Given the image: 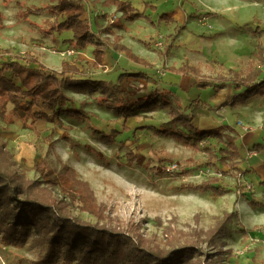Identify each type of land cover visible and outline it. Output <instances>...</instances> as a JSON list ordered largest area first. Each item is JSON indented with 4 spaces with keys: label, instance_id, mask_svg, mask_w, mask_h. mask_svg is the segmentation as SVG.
<instances>
[{
    "label": "rangeland",
    "instance_id": "1",
    "mask_svg": "<svg viewBox=\"0 0 264 264\" xmlns=\"http://www.w3.org/2000/svg\"><path fill=\"white\" fill-rule=\"evenodd\" d=\"M102 1L87 2V16L94 13L93 7L97 4L110 7L103 5ZM127 1L149 19H121L125 28L123 36L135 43L133 50L127 43L122 44L133 54L148 60L153 67L136 63L120 53L118 65L121 69L111 73L99 69L96 78L108 83L117 82L125 71L146 73L153 86L145 87V80L139 82L143 79L134 77L122 80L129 100H134L144 93H156L161 88L160 77L166 71L163 82L178 85H172L174 92L165 94V98L173 107L186 108L190 104L191 109L197 106L194 115L200 129L205 128L203 124L211 128L228 125L231 130L241 124L247 126L246 131L261 130V123L264 127L263 97L258 96L257 101L252 99L254 97L238 101L239 91L231 87L216 93L210 88L207 96L202 93L200 97L198 91L201 90L197 87L188 91L180 87L194 83L193 78L165 69L186 64L200 66L205 75L212 73L210 67L218 68L219 65L225 71H243L258 43L264 46V0H168L167 3L156 0L157 4L150 0ZM56 2L0 0V49L33 54L45 67L49 66V70H53L50 66L61 64L63 56L73 60L74 54L65 53L70 47V31L56 30L47 34L41 29L46 21L55 17L46 6ZM30 5L45 7L39 14L16 16L18 10ZM176 5L185 13L184 21H175L174 17L169 21L160 18L166 11H175ZM113 8L112 12L94 15L89 21L93 23L97 17L98 27L99 20L102 27L110 24L111 18L120 16V12ZM92 30L94 33L98 31L94 24ZM88 47L92 49L90 44L85 49ZM8 59L10 55L6 54L0 58V63ZM82 67L84 71L91 69L88 64ZM261 70L264 73V65ZM5 75L11 78L10 73ZM91 90L92 87L67 90L83 94L76 96V102L65 92L71 100L64 109L79 111L74 114L60 111L52 121L29 117H18L10 124L0 121V138L14 168L30 179L40 180L45 163L58 168L59 161H62L90 184L111 222L120 228L135 227L144 238L161 246L165 245L166 234L174 241H195L203 252L205 264H264V189L260 185V181L264 182V150L249 157L246 154L249 148H244L240 150V157L233 145L225 141L218 143L212 137L198 141V149L194 150L190 146L193 138L185 142L156 131L165 128L172 132H188L180 124L170 122L169 108L163 105L160 97L156 99L155 107L136 108L134 116L124 119L114 109L99 105L100 91ZM195 99L198 105L193 101ZM250 104L259 107L257 113L252 110L247 114ZM10 108L8 104L9 113ZM239 108H246L245 117L238 113ZM33 109L38 110L37 107ZM205 146L237 151L240 173L234 176L219 164H209L203 152ZM210 178H214L213 186L229 191L213 197L210 191L200 193L181 188L183 184ZM52 189L58 198L62 196L57 187ZM248 202H257V205L251 206ZM225 212L231 213L225 232L208 240L205 232L212 229ZM71 213L76 218L96 222L94 216L79 210L78 202L71 205ZM32 231L30 227L22 245L17 246L5 243L0 230V264H31L37 258L40 245L36 242L37 233ZM62 258L60 249L51 264H62Z\"/></svg>",
    "mask_w": 264,
    "mask_h": 264
},
{
    "label": "trees",
    "instance_id": "2",
    "mask_svg": "<svg viewBox=\"0 0 264 264\" xmlns=\"http://www.w3.org/2000/svg\"><path fill=\"white\" fill-rule=\"evenodd\" d=\"M90 1L95 3L97 0H57L55 4L46 6L48 12L55 17L46 21L45 26L41 27L42 31L47 34L56 30L70 31L72 37L68 42L70 47L76 50L92 45L93 59L91 62H86L91 68L103 67L102 58L108 47L136 63L153 67L148 60L133 54L130 48L122 44L121 36L115 34L109 26L99 29L97 17L94 18L93 23L85 17V4ZM102 4L114 6L115 10L120 12V16L110 22L112 26L122 27L121 19L148 18L127 0H103ZM44 7V5H30L24 10H18L16 16L26 17L27 13L39 14ZM152 7L156 8V6ZM174 15L175 11H166L160 18L165 21L174 20ZM92 24L98 31L111 34L112 38L96 36ZM257 28L258 26L256 30ZM6 54L10 55V59L0 63V121L6 124L12 123L18 117L52 121L60 111L71 114L79 112L73 108L64 109L71 100L65 91H80L92 87V92L100 91L99 105L114 109L124 119L134 116L136 108L154 107L158 103L156 99L160 97L163 105L169 108L170 122L180 124L188 132L183 130L172 132L165 128L156 131L185 142L193 138L190 146L194 150L198 149V141L201 139L212 137L220 143L224 140L221 130L223 128L230 130L228 125L204 129L196 127L192 120L197 106L191 109L190 104L186 108L171 106L163 99L165 94L170 93L168 90L162 89L157 94L151 93L134 100L127 99L126 92L121 89L122 80L125 77L147 80L146 73H122L115 84H108L102 79L82 77V70L67 60L61 61L60 70H49L33 54L0 49V58ZM263 65L264 46L258 43L243 71L233 69L225 71L219 65L218 68L210 67L212 73L205 75L200 66L186 64L177 67L168 66L165 69L194 78V85L198 89L212 88L218 92L231 87L239 91L237 100L244 102L253 96H261L264 99V77H261ZM6 73H10L11 78L5 75ZM13 79L17 81L14 82ZM193 101L198 105V100ZM8 104L11 105V113ZM34 107L38 110H34ZM187 109H190L189 113L186 112ZM47 111L53 115L50 116ZM50 138L51 135L46 139ZM262 150L264 146L257 143L249 147L248 152L259 153ZM203 152L209 164L213 166L219 164L234 176L240 173L237 167L239 163L237 151L226 147L216 149L205 146ZM9 157L5 143L0 138L1 237L5 243L11 242L20 246L31 227L32 232L37 233L36 242L40 245L38 256L31 264H51L60 249L63 256L62 264H205V257L202 258L203 252L195 241H174L173 237L166 234L165 245L161 246L149 238H144L135 227L124 230L113 224L102 204L97 201L90 184L66 163L59 161L58 168L45 163L40 171V180H34L26 177L23 172H18ZM213 182L214 178H210L199 183L183 184L181 188L200 193L210 191L213 197L229 191L226 188L213 186ZM260 185L264 189L263 181H260ZM53 187L59 189L61 197L58 198L53 193ZM74 202H78L80 211L94 216L96 222L73 216L71 205ZM248 204L256 206L257 202H248ZM230 217L231 213L225 212L222 219L205 232L208 240L225 232V224Z\"/></svg>",
    "mask_w": 264,
    "mask_h": 264
},
{
    "label": "crops",
    "instance_id": "3",
    "mask_svg": "<svg viewBox=\"0 0 264 264\" xmlns=\"http://www.w3.org/2000/svg\"><path fill=\"white\" fill-rule=\"evenodd\" d=\"M150 1H152L154 4H157L158 2L156 1V0H150ZM163 2L164 3H167L168 2V0H163ZM179 5H176L175 6V15H174V19H175V21H184L186 18H185V13L182 11V10H180L179 9V7H178ZM113 6H110L109 8H106V7H102V6H100V5H95V7H93V11H94V13L93 14H91L90 16H87V14H85V17L88 19V20H91V18L94 16V15H99V14H103V12H112L113 11ZM114 18V17H113ZM113 18H111L110 19V21L113 19ZM110 21H109V23H110ZM101 20H99L98 21V25H99V29L100 28H103L102 26H101ZM123 24V23H122ZM106 26H109L112 30H113V32L115 33V34H117V35H120V34H122V35H120V36H122V40H121V42H123V43H127V45L128 46H130L131 47V49L133 50V48H132V46H133V43H134V40H132V39H130V38H125L124 36H123V34L125 33V31L123 30V29H125L124 28V26H123V28H121V27H116V26H112L111 24H108L107 23V25ZM101 34H99V31H97L96 33H95V35L96 36H99V38H103V35H104V33L105 32H100ZM106 35L105 36H107V37H110V39L112 38V35L111 34H108V33H105ZM129 42H128V41ZM135 44V43H134ZM68 49H70V50H73L74 51V56H75V58H73V60L72 59H70V57L69 58H66V57H64L63 56V59L62 60H67L68 62H70V63H74L78 68H79V70H82V73H81V75H82V77H88V76H90L91 78H94V79H98V78H96V73L99 71V69H101V72H103V73H111L112 71H114V70H120L121 68L119 67V65H118V60H119V57L121 56L120 55V53H118V52H116V51H114L112 48H110V47H108L106 50H105V54H104V56H103V58H102V66L103 67H99V68H91V69H89V67H85L86 68V70L87 69H89L88 71H84V68L82 67L83 66V64L86 66V62L87 61H92V57H91V54H90V52L93 50V46H92V49L90 48V47H88L87 49H85V50H76V49H73V48H71V47H69V48H67L66 50H68ZM70 56V55H69ZM62 58V57H61ZM77 58V59H76ZM47 65V64H46ZM60 65L61 64H59V65H57V66H50V69H53V70H60ZM48 66V65H47ZM49 67V66H48ZM124 70H126V69H124ZM142 72V71H141ZM123 73H138V72H129V71H125V72H123ZM122 74V73H121ZM166 74H167V72L165 71V72H163L162 73V75H161V81L162 82H160V84H161V88L159 89V90H156V93H158L159 91H161L162 89H164V90H169V92H174L173 90H172V85H176L177 83L176 82H172V84L171 83H169V84H166V83H164L163 82V79H164V77L166 76ZM183 76V75H182ZM182 76H181V78H182ZM261 76H264V73L262 72V75ZM185 78H186V76H184ZM187 77H190V76H187ZM177 78H179V77H177ZM192 78V77H191ZM194 79V78H193ZM124 81V80H123ZM123 81L121 82V89H123L125 92H126V87L123 85ZM142 81H144V80H139V82H142ZM145 82V87H148V86H153L154 84H152L151 82H150V80H149V77L147 78V80H145L144 81ZM109 84H115L116 83V81H112V82H108ZM194 83H195V79H194ZM194 83H192V84H190V85H186V86H182V85H180V87L181 88H183L185 91H188L189 90V88H191V87H195V85H194ZM178 85V84H177ZM201 91H198L199 93H198V95H200V97H202V93H205L206 94V96L210 93L209 91H210V88H206V89H200ZM67 94H69V95H71L73 98H74V100H75V102H76V100H77V98H76V96H82L83 94L82 93H80V92H76V91H65ZM148 93V92H147ZM152 93V91L151 92H149L148 94H151ZM197 93V92H196ZM216 93V92H215ZM145 94V93H144ZM144 94H142L141 96H143ZM147 94V95H148ZM141 96H139V97H141ZM145 96V95H144ZM136 97V96H135ZM196 97H197V95H196ZM254 98H252V99H254V100H256L257 101V99L256 98H259L258 96H253ZM126 98L127 99H129L128 98V95L126 94ZM80 99V98H79ZM163 99L164 100H167L168 102H169V100L168 99H166L165 98V96L163 97ZM163 100V101H164ZM251 100V99H250ZM256 101H254V102H256ZM252 102V101H251ZM170 103V102H169ZM77 104H79L78 102H77ZM155 107V106H154ZM203 107V106H202ZM261 107H264V103H262V105H261ZM258 109H259V107H257V105H252V104H250L249 105V112L246 110V108H239V114L240 115H242V116H244L245 117V115H247L248 113H251L252 112V110H253V112L252 113H257L258 112ZM139 113L141 112V110H137ZM189 111H190V109H187L186 110V112L187 113H189ZM246 111H247V114H246ZM49 114V113H48ZM138 114V113H137ZM196 120H197V117L196 116H194V118H193V120H192V122H193V124L197 127V125H196ZM238 121V120H237ZM264 121V117H263V120H262V122ZM204 126L203 127H205V128H211V127H209V126H205V124H203ZM220 126V125H219ZM240 127L239 128V130H237V127ZM216 127V126H215ZM261 130H257V131H255L254 129L253 130H250V131H246V130H244L243 129V127H242V125L240 126V125H237L234 129L235 130H227V129H225V128H223L222 130H221V132H222V134H223V137H224V140L223 141H225V142H227V144H229V145H233L235 148H236V150L239 152V154H240V157H241V153H240V150L242 151V149H244V148H249V147H251L253 144H257V143H260V144H262L263 146H264V137H262L263 135H264V127H263V125H262V123H261ZM199 128V127H198ZM201 129H204V128H201ZM186 131V130H185ZM250 153V152H249ZM249 153H246V154H248L249 155V157H252V156H254V154H252V153H255V152H251L250 154ZM244 157V156H243Z\"/></svg>",
    "mask_w": 264,
    "mask_h": 264
},
{
    "label": "built area",
    "instance_id": "4",
    "mask_svg": "<svg viewBox=\"0 0 264 264\" xmlns=\"http://www.w3.org/2000/svg\"><path fill=\"white\" fill-rule=\"evenodd\" d=\"M66 54H74V51L73 50H70V49H68V50H66V52H65ZM238 122V124H240V122L239 121H237ZM241 125V124H240ZM245 130H247V126H242Z\"/></svg>",
    "mask_w": 264,
    "mask_h": 264
}]
</instances>
